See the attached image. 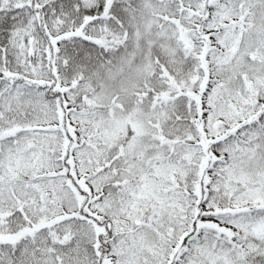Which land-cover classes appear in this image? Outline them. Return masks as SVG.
Returning <instances> with one entry per match:
<instances>
[{
    "label": "snow or ice",
    "instance_id": "snow-or-ice-1",
    "mask_svg": "<svg viewBox=\"0 0 264 264\" xmlns=\"http://www.w3.org/2000/svg\"><path fill=\"white\" fill-rule=\"evenodd\" d=\"M0 264H264V0H0Z\"/></svg>",
    "mask_w": 264,
    "mask_h": 264
}]
</instances>
